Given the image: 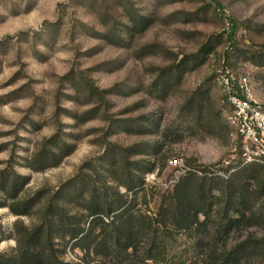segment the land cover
Returning <instances> with one entry per match:
<instances>
[{"label": "rangeland", "instance_id": "1", "mask_svg": "<svg viewBox=\"0 0 264 264\" xmlns=\"http://www.w3.org/2000/svg\"><path fill=\"white\" fill-rule=\"evenodd\" d=\"M214 1L234 22L235 45L230 21L210 0H0V173L28 178L17 202L35 198L41 207L77 177L98 179L93 170L102 172L108 152L139 146L151 155L131 160L150 161L158 171L159 185L147 187V205L138 201L153 215L171 191L161 186L171 177V160L184 159L198 170L238 160L243 144L218 119L226 108L216 78L224 67L247 78L264 106V69L249 57L264 44V0ZM135 15L153 19L142 34L130 32ZM207 47L214 52L206 54ZM186 58L189 65L181 66ZM167 68L183 74L164 82L161 94L159 70ZM88 84L111 93L91 95ZM206 86L219 137L163 140L160 132L173 130L180 109ZM53 138L70 146V155L55 168H27ZM154 145L156 152L148 148ZM7 198L0 192V203L15 202ZM37 222V213L20 217L0 209V255L16 247L17 224ZM250 234L262 236L258 229L243 230L229 244ZM71 245L64 259L78 263L83 255Z\"/></svg>", "mask_w": 264, "mask_h": 264}, {"label": "trees", "instance_id": "2", "mask_svg": "<svg viewBox=\"0 0 264 264\" xmlns=\"http://www.w3.org/2000/svg\"><path fill=\"white\" fill-rule=\"evenodd\" d=\"M210 1L224 20L230 21V41L235 45L234 22L225 18L219 4ZM130 19L132 35L144 33L153 24L151 17L135 15ZM105 37L113 43L110 34ZM113 38L120 40L118 36ZM204 52L209 55L214 49L207 47ZM249 57L264 69V44ZM189 63L186 58L181 66ZM178 69L159 70L161 94L172 77L182 78L183 72ZM87 87L91 95L111 93L89 84ZM224 106L218 119L225 123V132L234 133L241 142L228 122L230 110ZM212 109L210 88H199L180 109L175 128L160 132V136L178 141L185 134L218 138V120H214ZM49 143L28 160L27 168L34 172L55 168L70 155L66 143L56 138ZM157 146L148 148L156 152ZM140 155L151 154L139 146L117 147L101 158L103 173L93 170L98 179L77 177L41 207L35 198L17 202L18 193L28 184L27 177L0 173V192L15 201L0 203V209L8 208L20 217L38 215L33 226L16 225V247L0 255V264H264L263 163H245L240 146L238 160L228 166L203 167L202 176H185L162 197L157 212L151 215L139 208L138 201L142 199L147 205L145 178L155 167L147 160H131ZM252 229L260 230L262 236L250 234L229 244L234 234ZM71 243V249L83 255L78 263L64 259Z\"/></svg>", "mask_w": 264, "mask_h": 264}, {"label": "built area", "instance_id": "3", "mask_svg": "<svg viewBox=\"0 0 264 264\" xmlns=\"http://www.w3.org/2000/svg\"><path fill=\"white\" fill-rule=\"evenodd\" d=\"M217 85L222 92V103L228 106V122L235 129L242 141L245 163L261 162L264 164V106L254 98L245 77H237L228 67L217 75ZM171 177L161 184L165 190H172L185 176H202L201 170L187 165L184 159L169 162ZM158 171L148 174L145 187L157 186Z\"/></svg>", "mask_w": 264, "mask_h": 264}]
</instances>
